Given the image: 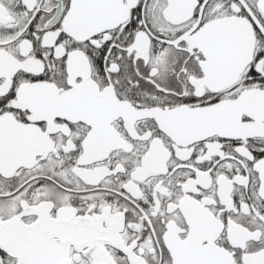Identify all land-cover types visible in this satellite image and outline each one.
<instances>
[{"label": "snow or ice", "instance_id": "obj_1", "mask_svg": "<svg viewBox=\"0 0 264 264\" xmlns=\"http://www.w3.org/2000/svg\"><path fill=\"white\" fill-rule=\"evenodd\" d=\"M0 264H264V0H0Z\"/></svg>", "mask_w": 264, "mask_h": 264}]
</instances>
